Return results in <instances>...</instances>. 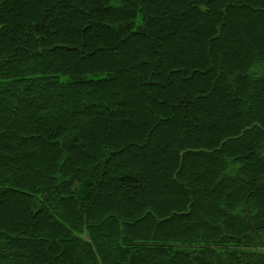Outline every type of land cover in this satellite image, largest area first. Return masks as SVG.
Here are the masks:
<instances>
[{"label": "trees", "instance_id": "16d2710c", "mask_svg": "<svg viewBox=\"0 0 264 264\" xmlns=\"http://www.w3.org/2000/svg\"><path fill=\"white\" fill-rule=\"evenodd\" d=\"M0 264H264V0H0Z\"/></svg>", "mask_w": 264, "mask_h": 264}]
</instances>
